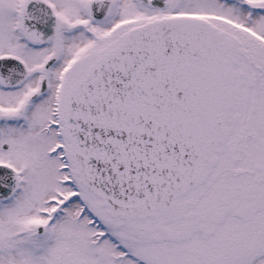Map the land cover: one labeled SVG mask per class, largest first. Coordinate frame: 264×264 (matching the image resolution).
I'll return each mask as SVG.
<instances>
[{
  "label": "snow or ice",
  "instance_id": "snow-or-ice-1",
  "mask_svg": "<svg viewBox=\"0 0 264 264\" xmlns=\"http://www.w3.org/2000/svg\"><path fill=\"white\" fill-rule=\"evenodd\" d=\"M0 264H264V0H0Z\"/></svg>",
  "mask_w": 264,
  "mask_h": 264
}]
</instances>
